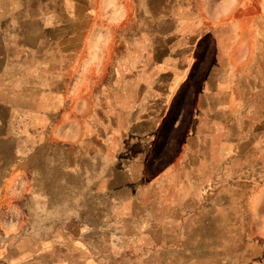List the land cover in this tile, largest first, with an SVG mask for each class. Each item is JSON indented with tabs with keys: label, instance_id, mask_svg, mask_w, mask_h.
<instances>
[{
	"label": "rangeland",
	"instance_id": "1",
	"mask_svg": "<svg viewBox=\"0 0 264 264\" xmlns=\"http://www.w3.org/2000/svg\"><path fill=\"white\" fill-rule=\"evenodd\" d=\"M164 1L0 0V264H264V0H172L220 69L131 87Z\"/></svg>",
	"mask_w": 264,
	"mask_h": 264
},
{
	"label": "crops",
	"instance_id": "2",
	"mask_svg": "<svg viewBox=\"0 0 264 264\" xmlns=\"http://www.w3.org/2000/svg\"><path fill=\"white\" fill-rule=\"evenodd\" d=\"M147 3L148 8L150 9L149 0H147ZM163 6L165 13L162 16H159L162 17L166 22L173 23V26L169 31L162 34H156L155 32H152L151 34L148 33L142 40L137 37V42L134 43L129 49L130 52L134 51L138 53V59L135 61L136 64L130 70L132 71L129 77L131 80H129V78L126 80V82H128L131 87H141L145 83L149 86H155L151 84V82H158L159 84L162 74H165L168 76V78L166 81H164L163 86L170 89L171 92V89L179 86L180 82L186 81L184 78L188 77L189 74L192 73L193 67L195 64H197L195 62L197 61L196 57L198 54H200L201 63L206 61L208 55L211 57V60L213 57L211 70L212 73L213 71L220 69L217 61L223 53L221 54L219 44V29L220 27L229 24V18H227V20L216 22L210 20L206 23L200 15L196 14L190 17L188 12L185 11V9H181L180 7H178L177 11L173 12L175 5L173 4L172 0H165ZM147 11V14H149L148 9ZM155 19L156 14L154 11H152V20ZM3 36V31H0L1 42H5V38H2ZM157 39L165 41L161 45L163 48L162 54H156ZM0 46L2 45L0 44ZM157 55L162 56H160V58L157 57ZM229 55L230 53H227V56ZM203 63L204 66L201 68V70L209 72L210 68H207L208 63ZM227 67L228 59H225L223 68L226 70ZM210 79L211 76H208L201 84V88L205 89L209 87L211 81ZM168 95H170V93ZM207 95V93L202 95V100H205ZM138 114H140L138 115L139 119L144 118L141 112H138Z\"/></svg>",
	"mask_w": 264,
	"mask_h": 264
}]
</instances>
